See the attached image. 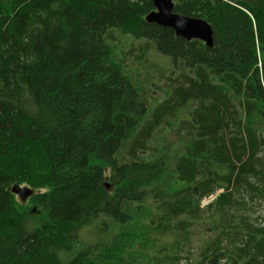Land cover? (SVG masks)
Instances as JSON below:
<instances>
[{"label": "trees", "instance_id": "1", "mask_svg": "<svg viewBox=\"0 0 264 264\" xmlns=\"http://www.w3.org/2000/svg\"><path fill=\"white\" fill-rule=\"evenodd\" d=\"M173 3L211 47L146 22L151 0H0V264H264L239 213L264 200V0ZM116 31L177 70L161 100Z\"/></svg>", "mask_w": 264, "mask_h": 264}, {"label": "rangeland", "instance_id": "2", "mask_svg": "<svg viewBox=\"0 0 264 264\" xmlns=\"http://www.w3.org/2000/svg\"><path fill=\"white\" fill-rule=\"evenodd\" d=\"M126 38L127 41H124ZM123 40L124 43H120L121 54L123 59L130 69L131 73L137 80H141L142 83L145 84V93L150 94L152 99H157V101L161 100L163 97L162 88L168 83L170 77H175L177 75V70L174 72L171 69H166V65L169 60L164 56L158 54L153 47L150 46L149 42L145 40H138L131 38L130 36H122L121 33L115 32V40ZM147 81L150 85L145 83ZM20 187H26L34 191L36 189H32L28 187L26 184H21ZM39 190H44L43 188ZM222 190L217 189L215 194H211L207 197H204L200 202V207L205 209L208 204H210L213 199L216 197L218 193ZM16 198L19 202L25 201L20 199L19 195L16 194ZM27 199V197H26ZM245 204H243L244 208L239 211L241 214H246L248 220L252 221L254 225L260 226L264 224V200H252L246 198ZM212 207V206H211ZM210 207V210H211ZM232 210H236V207H233ZM239 210V209H238ZM204 214V212H201ZM237 216H235L236 219ZM205 223L201 220H198L196 232L192 233L191 241L187 248H191L192 252L195 253L196 250L204 249L207 242L215 238L216 234L210 232L205 229ZM95 224H92L87 229L92 232V227ZM87 229L84 232L88 233ZM83 232V233H84ZM226 236V235H225ZM224 237V236H223ZM223 243L225 245L226 241L223 239ZM231 247H228L230 249ZM185 261H181L180 263L175 264H183Z\"/></svg>", "mask_w": 264, "mask_h": 264}, {"label": "water", "instance_id": "3", "mask_svg": "<svg viewBox=\"0 0 264 264\" xmlns=\"http://www.w3.org/2000/svg\"><path fill=\"white\" fill-rule=\"evenodd\" d=\"M154 9L145 16L148 22H154L163 27L173 29L175 35L186 40L199 39L206 46L211 47L212 29L210 24L200 17L181 14L173 11V0H151ZM10 191L15 195L18 194L20 199H25L31 195L32 190L26 187H20L18 184H13Z\"/></svg>", "mask_w": 264, "mask_h": 264}, {"label": "bare ground", "instance_id": "4", "mask_svg": "<svg viewBox=\"0 0 264 264\" xmlns=\"http://www.w3.org/2000/svg\"><path fill=\"white\" fill-rule=\"evenodd\" d=\"M146 22H148V21H146ZM148 23H151V22H148ZM117 59V58H116Z\"/></svg>", "mask_w": 264, "mask_h": 264}]
</instances>
